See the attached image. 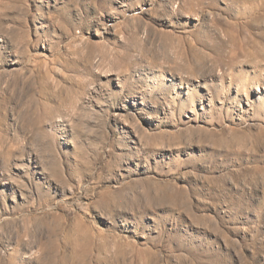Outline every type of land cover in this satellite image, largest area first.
<instances>
[{
    "label": "rangeland",
    "instance_id": "1",
    "mask_svg": "<svg viewBox=\"0 0 264 264\" xmlns=\"http://www.w3.org/2000/svg\"><path fill=\"white\" fill-rule=\"evenodd\" d=\"M0 264H264V0H0Z\"/></svg>",
    "mask_w": 264,
    "mask_h": 264
}]
</instances>
